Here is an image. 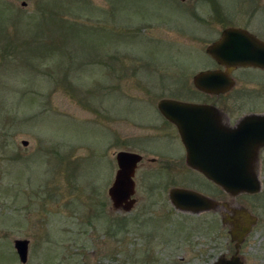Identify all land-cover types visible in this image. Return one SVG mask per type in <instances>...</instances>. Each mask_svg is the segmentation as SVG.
<instances>
[{
	"label": "rangeland",
	"instance_id": "rangeland-1",
	"mask_svg": "<svg viewBox=\"0 0 264 264\" xmlns=\"http://www.w3.org/2000/svg\"><path fill=\"white\" fill-rule=\"evenodd\" d=\"M116 1L132 8L133 24L109 21L106 0H0V264H20L16 240H28V264H123L129 256L114 237L118 226L132 227L137 244L148 231L160 242L178 229L183 242L187 232L225 251L233 242L222 217L232 212H177L168 202L174 186L218 194L256 216L244 251L248 264H264V148L259 194L187 184L177 129L158 110L161 100L197 99L179 82L192 80L205 55L181 50L178 31L196 26L174 0ZM198 5L203 13L206 0ZM120 151L143 156L130 213L116 211L108 194Z\"/></svg>",
	"mask_w": 264,
	"mask_h": 264
},
{
	"label": "flooded vegetation",
	"instance_id": "flooded-vegetation-1",
	"mask_svg": "<svg viewBox=\"0 0 264 264\" xmlns=\"http://www.w3.org/2000/svg\"><path fill=\"white\" fill-rule=\"evenodd\" d=\"M106 1L113 7L111 9L113 11L112 18L110 20L108 19L109 21H112L113 24L121 22L125 25L134 23L133 20L127 17V12L131 11L132 8L128 10L126 7H119L117 6L118 2L116 0ZM174 1L181 6L185 15L188 16L186 20L196 26L189 31L178 30L181 38L183 37L186 40L181 43L180 49L186 51L187 54L199 53L205 55V59L199 69H195L192 80L188 78L187 82H179L181 90L193 93L197 99L190 100L179 97L176 101L203 106L209 111L218 112V124L223 130L234 128L241 122L246 129L248 126V117L264 115V68L253 65L229 67L225 63L218 62L209 53V49H214L223 57L244 55L264 58V0H206V9L203 10V13L199 11V0ZM118 12L123 13L125 18L118 19L116 16ZM137 21L138 23H144L147 21V17L141 14ZM225 35H227L226 38ZM190 43L191 45H188ZM202 73L213 74L215 77L212 80L205 77L204 79L196 81V78ZM236 110L239 112L240 117L233 121L231 114L235 113ZM176 129L178 133L176 137L185 151V163L190 174L183 181L188 184L192 179H196L201 186L205 183L212 186L219 194L229 195L208 180L201 172L188 165L187 149L183 143L180 129L178 127ZM114 136L116 135L114 134ZM155 162L153 160V163ZM176 188L198 192L203 196L215 200L219 206L215 210H204L199 214L179 211L173 205L170 197L171 191ZM217 195L206 194L197 188L189 189L174 186L168 193V202L177 212L187 215L219 214L221 208H226L230 211V202H224L225 204L221 203ZM133 199L136 200L135 207L139 202L135 196H133ZM147 229L151 230L150 228ZM136 230L138 231L140 229L137 228ZM132 231L134 229L130 226L127 228L118 226L114 229L113 234L115 239L118 240L117 244H121L120 246L122 247L123 244L127 246L129 257L122 260L123 264H216L220 259L230 260L235 255L244 264H248L247 257L250 254L244 251L245 246L249 245L247 242L241 243L240 245L236 243L227 244V249L219 252L222 248L218 244L192 241V238H189L187 232L184 234L185 241L183 242L180 239L179 234L181 233H178V229L168 235H165L166 232L162 233L160 242H157L159 237L154 232L148 231L146 234L147 237L145 239L142 238V242H138V244L129 241ZM122 233L125 234V237L120 236ZM237 247L239 248L238 250ZM183 248L184 253H182ZM121 249H118L117 252ZM160 249L162 250V254L157 255ZM15 252L20 264H28V261L22 263L16 250ZM176 258H179V261L174 260Z\"/></svg>",
	"mask_w": 264,
	"mask_h": 264
},
{
	"label": "water",
	"instance_id": "water-1",
	"mask_svg": "<svg viewBox=\"0 0 264 264\" xmlns=\"http://www.w3.org/2000/svg\"><path fill=\"white\" fill-rule=\"evenodd\" d=\"M209 53L218 62L229 67L253 65L264 68V58L261 57H223L212 48ZM205 77L212 80L215 75L202 73L196 81ZM158 109L169 122L180 129L190 167L204 174L231 197L241 194L256 195L262 191L257 161L260 149L264 148V115L248 117L246 129L241 122L234 128L223 130L218 124V112L209 111L203 106L165 99L159 102ZM27 144L24 142V145ZM116 160L118 171L108 194L116 211L131 212L136 203L133 199L136 193L134 178L143 157L121 151ZM170 197L176 209L183 212L199 214L204 210H215L219 206L215 200L187 189H174ZM230 212L231 215L223 217V224L230 227L232 242L240 245L257 225L258 218L245 208H230ZM15 249L21 262L26 263L28 240H16ZM216 264L244 263L235 255L230 260L220 259Z\"/></svg>",
	"mask_w": 264,
	"mask_h": 264
}]
</instances>
